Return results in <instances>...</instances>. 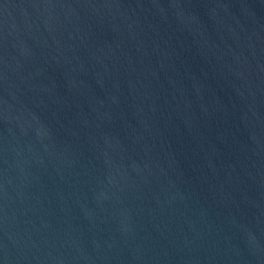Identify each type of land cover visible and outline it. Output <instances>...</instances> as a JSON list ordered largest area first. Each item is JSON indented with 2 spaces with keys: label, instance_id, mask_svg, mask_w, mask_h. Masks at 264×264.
I'll return each mask as SVG.
<instances>
[{
  "label": "water",
  "instance_id": "1",
  "mask_svg": "<svg viewBox=\"0 0 264 264\" xmlns=\"http://www.w3.org/2000/svg\"><path fill=\"white\" fill-rule=\"evenodd\" d=\"M0 264H264V0H0Z\"/></svg>",
  "mask_w": 264,
  "mask_h": 264
}]
</instances>
